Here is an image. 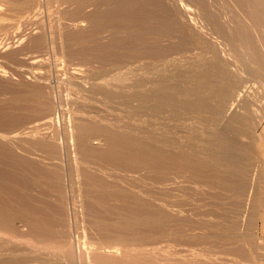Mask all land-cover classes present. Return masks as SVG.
I'll list each match as a JSON object with an SVG mask.
<instances>
[{"label":"rangeland","instance_id":"obj_1","mask_svg":"<svg viewBox=\"0 0 264 264\" xmlns=\"http://www.w3.org/2000/svg\"><path fill=\"white\" fill-rule=\"evenodd\" d=\"M20 1L0 0V153L24 172L0 264H264V0H140L143 34Z\"/></svg>","mask_w":264,"mask_h":264},{"label":"bare ground","instance_id":"obj_2","mask_svg":"<svg viewBox=\"0 0 264 264\" xmlns=\"http://www.w3.org/2000/svg\"><path fill=\"white\" fill-rule=\"evenodd\" d=\"M18 1H20V0H18ZM31 1V0H30ZM62 1V0H61ZM65 1V0H64ZM70 1V0H69ZM78 1V2H77ZM76 1V3H79L80 1H82V0H77ZM84 1H86V0H84ZM140 0H93V3L95 4V9H97V10H99V11H95L94 13H96L97 12V15L96 16H94V17H91L90 19L92 20V18H93V21L94 22H97L98 23V25L100 26H104V28H107V29H109V30H114V31H119V30H122V29H125L126 31L127 30H129V28H133V30L135 29V30H138L139 32H140V34H143L144 33V30L146 29H149V28H151L152 26V24L151 23H153V21H152V19H151V4H149L148 2H144V1H140ZM9 2V1H8ZM12 2V1H11ZM17 1H15V3H16ZM20 2H24V0L23 1H20ZM19 2V3H20ZM28 2V1H27ZM32 2V1H31ZM34 2V1H33ZM67 2V1H66ZM71 2H75V0L74 1H71ZM7 3V2H6ZM13 3V2H12ZM25 3V2H24ZM82 3V2H81ZM80 3V4H81ZM10 6L12 5L10 2L8 3ZM14 4V3H13ZM27 4V3H26ZM29 4V3H28ZM28 4H27V6H28ZM30 4H32V3H30ZM113 6H112V5ZM139 4H141L140 6H137V5H139ZM18 5V4H17ZM21 5V4H20ZM24 5V4H23ZM107 6L108 7V5H110V6H112V7H115V8H113L112 10L111 9H102L101 10V8L100 9H98L99 8V6ZM116 5V6H115ZM13 6V5H12ZM15 6H16V4H15ZM26 6V7H27ZM30 6H32V5H30ZM101 6V7H102ZM111 7V8H112ZM135 7H137V8H135ZM18 8H19V6H18ZM18 8H15V9H18ZM21 8H24L23 6H21ZM102 8H105V7H102ZM109 8V7H108ZM13 9V8H12ZM20 9V8H19ZM153 18V17H152ZM97 23H95V25L97 24ZM97 26V25H96ZM98 27V26H97ZM103 28V27H102ZM108 30V31H109ZM131 30V29H130ZM134 30V31H135ZM131 32H132V30H131ZM112 33H113V31H112ZM134 33V32H133ZM114 34H115V32H114ZM136 34H137V32H136ZM139 34V33H138ZM132 43H134L133 41H132ZM132 43H130V44H132ZM20 129V128H19ZM22 129V128H21ZM20 129V131H22ZM16 131V130H15ZM18 131V130H17ZM23 132V131H22ZM21 132V133H22ZM14 133V132H13ZM18 133H20V132H18ZM17 133V134H18ZM21 133H20V136H21ZM15 134V133H14ZM17 134H15V135H17ZM5 135V134H4ZM6 136V135H5ZM19 136V135H18ZM17 136V137H18ZM1 137V136H0ZM4 137V136H3ZM3 137H1V139H3ZM3 152V151H2ZM6 151L4 150V154H3V156H2V153H0V191L2 192V191H4V192H6V194H8L7 192H9L10 190H9V188L10 187H13V186H15L16 184H18V182H19V184H18V186H20L21 184H20V179H21V174L22 173H24V172H22L23 170V168L21 169V163L20 164H18V166H16V164H15V166L17 167V170L16 169H12V170H15V174H16V177H17V183L14 185L13 184V186H10L8 183H10V180H12L13 179V177L11 178V176H14L13 174H11L12 172H10V168H13V167H11V165L9 164V166L10 167H8V163H10V162H8L9 161V159H10V157H9V159H7L6 158V160H5V158L4 157H6V155L8 156L9 154H11L12 155V157L14 156V154H12V153H9V154H6ZM11 155H9V156H11ZM17 156L15 155V157H14V159H20V158H16ZM8 160V161H7ZM17 160H12L11 162L12 163H19L21 160H19V161H17ZM14 161V162H13ZM17 161V162H16ZM13 165V164H12ZM15 168V167H14ZM25 171V170H24ZM22 172V173H21ZM10 175L8 178H10V180L8 181V178L6 177L7 175ZM23 175V174H22ZM227 175H229V172H228V174ZM7 178V182L5 181V179ZM38 178H39V176H38ZM35 179H37V178H35ZM12 181H16V180H12ZM6 184H8V186H9V188H7V185ZM17 185L15 186L16 188H18L19 190H20V188L21 187H18ZM22 186V185H21ZM14 187V188H15ZM23 187V186H22ZM13 188V189H14ZM6 189L7 190H9V191H6ZM13 189H12V191H13ZM18 190V191H19ZM16 191V189L14 190V192ZM21 191H22V189H21ZM20 191V192H21ZM1 192H0V195H2L1 194ZM19 192V193H20ZM16 193V192H15ZM18 193V195L20 196V194ZM5 194V193H4ZM10 194H8V196H9ZM4 196V195H3ZM2 196V197H3ZM17 196V195H16ZM5 198V197H4ZM7 198V197H6ZM12 198V197H11ZM18 198V197H17ZM20 198H21V196H20ZM19 198V199H20ZM8 199H10L9 197H8ZM8 199H5V201L6 200H8ZM14 199V198H13ZM1 200V202H3L4 201V199L2 200V198L0 199ZM18 200V199H17ZM10 201V200H9ZM14 202H15V200H13ZM12 201V199H11V203L9 204V202L7 203V204H9L10 206L14 203ZM0 202V203H1ZM13 202V203H12ZM20 201L18 200V202L17 203H19ZM3 204V203H2ZM1 204V205H2ZM5 205V204H4ZM3 205V206H4ZM14 205V204H13ZM16 206H17V204H16ZM2 207V206H1ZM5 207H7V206H5ZM12 207V206H11ZM10 207V208H11ZM130 207V206H129ZM3 208V207H2ZM1 208V209H2ZM8 208V207H7ZM14 208V207H13ZM12 208V209H13ZM17 208L19 209L20 208V205H19V207L17 206ZM17 210V209H16ZM20 210V209H19ZM18 210V211H19ZM3 211L5 212L4 214H3ZM1 210V215L3 214L4 216H2V217H4L5 218V220H6V214L8 213V212H6V211H8V210H5V208H4V210ZM10 211V210H9ZM17 211V212H18ZM11 212V211H10ZM19 213H20V211H19ZM30 215V214H29ZM31 215H34V214H32L31 213ZM30 215V216H31ZM131 215V214H130ZM6 216V217H5ZM1 217V216H0ZM34 216H32L31 218H30V220L33 218ZM122 219L123 218H125L124 216H120ZM7 218H9V217H7ZM35 218V217H34ZM33 218V221H32V223H34V221H36L35 219H37V218H35L34 219ZM1 219V218H0ZM27 219V218H26ZM2 220H3V218H2ZM29 220V219H28ZM125 220H129V221H131L132 222V220L129 218V219H127V218H125ZM38 221V220H37ZM123 221H124V219H123ZM137 222H138V220H136ZM139 221H140V219H139ZM30 222V221H29ZM126 222V221H125ZM128 222V221H127ZM135 222V221H134ZM122 238V237H121ZM124 238V237H123ZM130 255V254H129ZM132 255V254H131ZM130 255V256H131ZM136 255V254H135ZM127 256H128V254H127ZM130 256H128V257H125V261L128 263V264H145L144 263V261L142 262L141 260L142 259H137V258H133V257H130ZM136 257V256H135ZM137 257H139V256H137ZM104 259H106V256H102V255H99V254H94V260L97 262V263H100V262H102ZM143 260H145V259H143ZM151 261V260H150ZM151 264V263H150ZM152 264H154V262H152Z\"/></svg>","mask_w":264,"mask_h":264}]
</instances>
